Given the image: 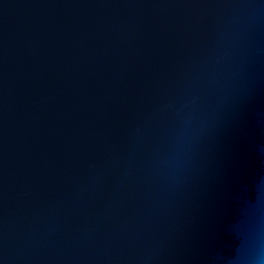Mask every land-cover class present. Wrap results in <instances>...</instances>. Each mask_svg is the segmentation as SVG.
Masks as SVG:
<instances>
[{"label": "water", "instance_id": "95a60500", "mask_svg": "<svg viewBox=\"0 0 264 264\" xmlns=\"http://www.w3.org/2000/svg\"><path fill=\"white\" fill-rule=\"evenodd\" d=\"M0 264H264V0H0Z\"/></svg>", "mask_w": 264, "mask_h": 264}]
</instances>
